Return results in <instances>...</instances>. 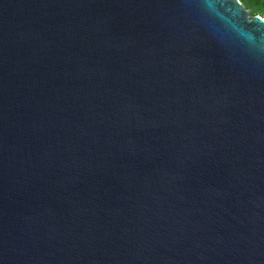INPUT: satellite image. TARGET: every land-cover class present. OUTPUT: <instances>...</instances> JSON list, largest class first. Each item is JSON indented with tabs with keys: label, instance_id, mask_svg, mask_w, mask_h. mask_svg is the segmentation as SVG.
<instances>
[{
	"label": "water",
	"instance_id": "1",
	"mask_svg": "<svg viewBox=\"0 0 264 264\" xmlns=\"http://www.w3.org/2000/svg\"><path fill=\"white\" fill-rule=\"evenodd\" d=\"M0 264H264V19L0 0Z\"/></svg>",
	"mask_w": 264,
	"mask_h": 264
},
{
	"label": "rangeland",
	"instance_id": "2",
	"mask_svg": "<svg viewBox=\"0 0 264 264\" xmlns=\"http://www.w3.org/2000/svg\"><path fill=\"white\" fill-rule=\"evenodd\" d=\"M249 15L255 14L264 18V0H238Z\"/></svg>",
	"mask_w": 264,
	"mask_h": 264
},
{
	"label": "bare ground",
	"instance_id": "3",
	"mask_svg": "<svg viewBox=\"0 0 264 264\" xmlns=\"http://www.w3.org/2000/svg\"><path fill=\"white\" fill-rule=\"evenodd\" d=\"M264 19V18H263Z\"/></svg>",
	"mask_w": 264,
	"mask_h": 264
}]
</instances>
